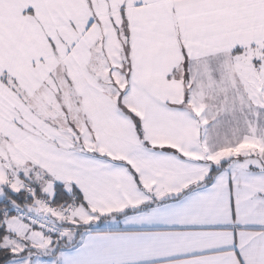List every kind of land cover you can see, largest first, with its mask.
I'll list each match as a JSON object with an SVG mask.
<instances>
[{"label": "snow or ice", "instance_id": "obj_1", "mask_svg": "<svg viewBox=\"0 0 264 264\" xmlns=\"http://www.w3.org/2000/svg\"><path fill=\"white\" fill-rule=\"evenodd\" d=\"M0 264H264V0H0Z\"/></svg>", "mask_w": 264, "mask_h": 264}]
</instances>
